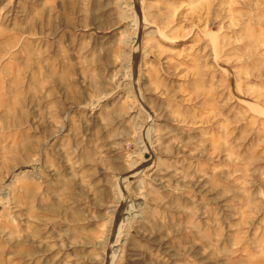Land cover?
Instances as JSON below:
<instances>
[{"label": "rangeland", "instance_id": "1", "mask_svg": "<svg viewBox=\"0 0 264 264\" xmlns=\"http://www.w3.org/2000/svg\"><path fill=\"white\" fill-rule=\"evenodd\" d=\"M257 1L0 0V264H264Z\"/></svg>", "mask_w": 264, "mask_h": 264}, {"label": "bare ground", "instance_id": "2", "mask_svg": "<svg viewBox=\"0 0 264 264\" xmlns=\"http://www.w3.org/2000/svg\"><path fill=\"white\" fill-rule=\"evenodd\" d=\"M259 1V0H258ZM257 1V2H258ZM131 12V11H130ZM129 14V13H128ZM132 16V15H131ZM133 17V16H132ZM125 18V17H124ZM138 18V17H137ZM127 19V18H126ZM133 19V18H132ZM129 20V19H128ZM131 20V19H130ZM129 23H130V21H129ZM132 23V22H131ZM133 23H134V21H133ZM136 25V24H135ZM134 25V26H135ZM131 27V26H130ZM126 28H128V27H126ZM133 28V27H132ZM134 29H136V28H134ZM143 30V29H142ZM133 33V32H132ZM136 34V33H135ZM137 37V36H136ZM135 37H133V39L131 40V43H133L134 41H135ZM137 69V68H136ZM137 75V74H136ZM130 77V76H129ZM133 82V81H132ZM92 108V107H91ZM136 118V117H135ZM145 168V167H144ZM139 174V172L136 170V172H131V173H129V175L127 176V177H125V178H128V180L129 179H133V178H135L137 175ZM124 177V176H123ZM126 181V179H122L121 180V187H122V189L123 190H125V186H124V183L123 182H125ZM128 187V186H127ZM126 192V191H125ZM125 194V193H124ZM124 194H123V196H124ZM138 198L137 197H135L134 195H133V197L131 198V199H128L127 198V200L125 199L124 201V206L123 207H121L120 208V213H119V215H120V218H121V224L122 223H130V221L132 220V219H135L136 217L138 218V214H139V203H135V201L137 200ZM123 203V202H122ZM140 213H141V211H140ZM119 219V218H118ZM120 220V219H119ZM121 224H120V226H121ZM120 229V228H119ZM123 241V239H120V236H119V238H117V240L115 241V242H113L112 243V245H111V254H112V261H113V259H114V257H115V254H116V252L118 251V247H120L119 246V242H122ZM120 252V251H119ZM118 252V253H119ZM108 257V256H107ZM110 257V256H109ZM112 262H110V264H111Z\"/></svg>", "mask_w": 264, "mask_h": 264}]
</instances>
